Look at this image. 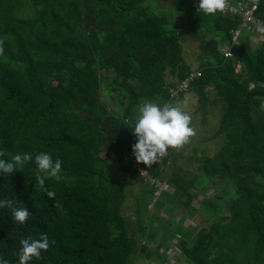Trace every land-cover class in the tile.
I'll return each mask as SVG.
<instances>
[{
  "label": "trees",
  "instance_id": "16d2710c",
  "mask_svg": "<svg viewBox=\"0 0 264 264\" xmlns=\"http://www.w3.org/2000/svg\"><path fill=\"white\" fill-rule=\"evenodd\" d=\"M145 2L0 0V159L43 151L61 160L59 178L42 185L31 161L0 173V199L30 212L18 224L9 208H0V256L9 264H16L20 239L41 233L49 247L29 264L149 260L174 237L162 233L168 227L160 221L158 233L141 219L149 208L165 206L168 225L197 216L198 226L184 228L175 241L181 264H264V34L253 45L252 33L241 29L229 46L239 17L205 15L198 0H172L173 8L162 13ZM255 16L264 21L263 0ZM187 39L198 42L195 70L181 56ZM227 47L230 57L223 56ZM191 71L199 77L188 91L202 114L207 104H220L213 135L222 140L197 160L194 173L178 168L170 148L148 165L166 184L153 201L155 188L126 161L131 118L145 100L165 103L167 88ZM131 183L141 186L139 194H130ZM205 189L214 197L194 207ZM129 196L138 236L121 212ZM176 202L189 216L172 219Z\"/></svg>",
  "mask_w": 264,
  "mask_h": 264
},
{
  "label": "clouds",
  "instance_id": "9594fccd",
  "mask_svg": "<svg viewBox=\"0 0 264 264\" xmlns=\"http://www.w3.org/2000/svg\"><path fill=\"white\" fill-rule=\"evenodd\" d=\"M226 7V0H198L197 10L205 15L215 14ZM254 30L264 34V21H258ZM131 133L135 142L130 146L135 161L145 166L156 163L169 148H177L186 143L193 135L190 126V114L178 106L168 103L159 104L151 100H145L133 115ZM0 154H3L0 151ZM31 161L35 165V181L44 184L49 178H59L61 172V160L53 159L47 152L16 153L5 162L0 159V173L8 174L19 171ZM47 197L52 198L53 191L46 192ZM0 208H9L14 222L23 224L30 216L26 207H12L8 199H0ZM49 237L41 233L38 238L24 237L19 240V250L16 256V264H29L33 259L39 260L41 251L49 247ZM54 243V241H51ZM0 264H9L8 259L0 256Z\"/></svg>",
  "mask_w": 264,
  "mask_h": 264
},
{
  "label": "rangeland",
  "instance_id": "374dc122",
  "mask_svg": "<svg viewBox=\"0 0 264 264\" xmlns=\"http://www.w3.org/2000/svg\"><path fill=\"white\" fill-rule=\"evenodd\" d=\"M172 0H146V6L155 13H162L168 11V9H172L171 7ZM168 8V9H167ZM253 40L251 41L253 45H257L259 42V33L255 32L252 34ZM181 45V56L183 60L188 63L192 70H195L196 64L199 59V50H198V42L194 39H187L180 43ZM189 92V91H188ZM212 94L209 96L212 98ZM185 97V98H184ZM180 102V98L174 103L173 106H178L182 110L187 111L190 116V126L193 128V135L190 136L186 143L182 144L177 148H170L171 157L175 159V164L178 168L186 171L194 173L197 165V160L204 156H210L215 152V150L219 147L222 136L213 135L218 127V119L221 114L220 104L216 103L214 105L207 104L205 106L204 113L199 110V103L192 92L185 94ZM264 109V106H263ZM172 159V160H173ZM171 164V161L169 162ZM169 167V164L167 165ZM130 194L135 196L141 192V186L136 185L134 183L130 184ZM217 188H222V185H218ZM133 196H129L123 206H122V215L126 219L129 225L130 233L138 236L136 231V202ZM214 197V191L212 189H205L201 191L197 197L194 198L193 205L196 207L200 202L207 199H212ZM143 198H146L144 196ZM167 196L165 194L161 195L159 198V202H165ZM167 206L163 207L160 212H156L153 207L147 210L146 214L142 216V221L144 224H148V227L152 229H156L158 233L160 230L158 229L160 225L167 226V230H162V233H165L166 236H173L174 240L166 239L164 243L159 247L158 253H155L149 260L145 258L140 262H136L134 264H159L158 259L162 258V255L166 257V260L161 259V264H181L182 258L179 255V249L176 244V239H178V235L181 231L187 230L184 228H189L190 230L194 227H197L198 220H196L197 216L190 217L188 213L190 211L184 210V208L179 203H175L173 205V210L171 212L172 219H178L180 215L189 216L186 218L185 216L180 217L179 222L171 223L168 225V216L165 214V210ZM155 213V214H154ZM154 214V215H153ZM192 215V214H191ZM160 221L161 224L158 222ZM200 226H202L200 224ZM160 235V234H159ZM135 240V239H134ZM141 240L139 241V244ZM156 243L150 244L146 246L147 249L153 248ZM146 249V250H147Z\"/></svg>",
  "mask_w": 264,
  "mask_h": 264
},
{
  "label": "built area",
  "instance_id": "2783aa9c",
  "mask_svg": "<svg viewBox=\"0 0 264 264\" xmlns=\"http://www.w3.org/2000/svg\"><path fill=\"white\" fill-rule=\"evenodd\" d=\"M260 0H238L233 2L232 0H226V7L221 14L231 16H237L240 18V23L237 25V28L231 31V41L229 46L236 44L237 38L239 36L241 29H248L250 31H255V24L258 21H261L255 16ZM264 1V0H263ZM227 49L223 50L224 57H230L231 54ZM199 77V72L191 71L184 77L183 80L179 81L174 87L167 88L168 100L165 103L172 105L178 100L181 94H184L188 91L190 84ZM135 142V137H132V144ZM167 152L161 158H165ZM126 161H129L134 168L137 169L139 176L148 183L150 186L155 188L153 201L159 197V195L166 189L165 181H160L155 179L148 173V168L141 162L135 161L132 151L126 158ZM150 207V206H149Z\"/></svg>",
  "mask_w": 264,
  "mask_h": 264
},
{
  "label": "crops",
  "instance_id": "0c3cea01",
  "mask_svg": "<svg viewBox=\"0 0 264 264\" xmlns=\"http://www.w3.org/2000/svg\"><path fill=\"white\" fill-rule=\"evenodd\" d=\"M248 30V29H247ZM250 31V30H249ZM252 34H255V32L256 31H250ZM259 39H260V36H259ZM253 40V38H252V35H251V41ZM261 40V39H260ZM260 40H259V42H260ZM188 64V63H187ZM197 65V64H196ZM191 67V66H190ZM196 68V67H195ZM191 70H192V67H191ZM187 93H189L188 91L186 92V93H184L183 95H182V98L185 96V94H187ZM212 93L210 92V95H211ZM185 98V97H184ZM180 102H182V100H181V97H180ZM212 155V154H211Z\"/></svg>",
  "mask_w": 264,
  "mask_h": 264
}]
</instances>
